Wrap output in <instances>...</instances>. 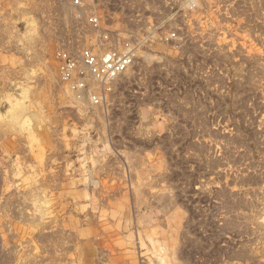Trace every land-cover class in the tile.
I'll list each match as a JSON object with an SVG mask.
<instances>
[{
    "label": "rangeland",
    "instance_id": "1",
    "mask_svg": "<svg viewBox=\"0 0 264 264\" xmlns=\"http://www.w3.org/2000/svg\"><path fill=\"white\" fill-rule=\"evenodd\" d=\"M82 5L0 0V264H264V0Z\"/></svg>",
    "mask_w": 264,
    "mask_h": 264
},
{
    "label": "built area",
    "instance_id": "2",
    "mask_svg": "<svg viewBox=\"0 0 264 264\" xmlns=\"http://www.w3.org/2000/svg\"><path fill=\"white\" fill-rule=\"evenodd\" d=\"M69 1L74 6L81 7L86 0ZM97 19L96 16H92L89 18V21L95 26L99 23ZM91 24L90 26L92 27ZM172 35H174V33H172ZM163 37L166 41H171L174 36ZM108 39L109 38H107V40ZM122 39L121 43L117 42L101 54H97V45H95L96 49H93L94 53L92 52L93 50L89 48L83 49L75 55L76 57L71 56L65 51L59 52L57 54V59L59 62L60 77L64 81L75 80V83L72 86L81 90L84 88V83L86 81H89L90 83L107 84L117 79L133 64L138 46L134 47L135 44L132 43V38L130 37ZM107 42L108 41L105 43ZM115 42L116 39L115 41L113 40V43ZM110 43H112V40H110ZM144 44L146 43L144 42ZM76 73H79L82 78L76 79ZM85 77L89 79H86ZM93 100L95 101L96 98H93Z\"/></svg>",
    "mask_w": 264,
    "mask_h": 264
},
{
    "label": "bare ground",
    "instance_id": "3",
    "mask_svg": "<svg viewBox=\"0 0 264 264\" xmlns=\"http://www.w3.org/2000/svg\"><path fill=\"white\" fill-rule=\"evenodd\" d=\"M71 5H72V4H71ZM75 7H77V6H75ZM95 88H96V87H95ZM76 93H77V92H76ZM78 96H79V95H78ZM78 96H77V97H78ZM80 98H81V97H80ZM80 98H79V99H80ZM77 99H78V98H77ZM79 99H78V100H79ZM16 119H17V118H16ZM15 123H16V122H15ZM15 127H16V126H15ZM170 251H171V250H170Z\"/></svg>",
    "mask_w": 264,
    "mask_h": 264
},
{
    "label": "crops",
    "instance_id": "4",
    "mask_svg": "<svg viewBox=\"0 0 264 264\" xmlns=\"http://www.w3.org/2000/svg\"><path fill=\"white\" fill-rule=\"evenodd\" d=\"M15 120H17V119H15Z\"/></svg>",
    "mask_w": 264,
    "mask_h": 264
}]
</instances>
